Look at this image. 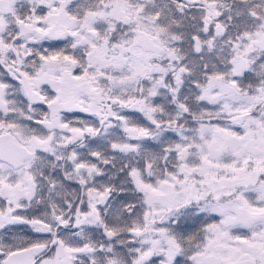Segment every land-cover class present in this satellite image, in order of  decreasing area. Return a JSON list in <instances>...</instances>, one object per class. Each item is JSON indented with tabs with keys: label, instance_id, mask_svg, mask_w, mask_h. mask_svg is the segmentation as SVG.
I'll list each match as a JSON object with an SVG mask.
<instances>
[{
	"label": "snow or ice",
	"instance_id": "snow-or-ice-1",
	"mask_svg": "<svg viewBox=\"0 0 264 264\" xmlns=\"http://www.w3.org/2000/svg\"><path fill=\"white\" fill-rule=\"evenodd\" d=\"M0 264H264V0H0Z\"/></svg>",
	"mask_w": 264,
	"mask_h": 264
}]
</instances>
